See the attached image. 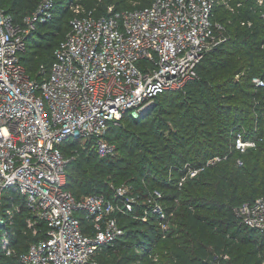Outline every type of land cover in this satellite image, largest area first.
<instances>
[{"label": "built area", "instance_id": "built-area-1", "mask_svg": "<svg viewBox=\"0 0 264 264\" xmlns=\"http://www.w3.org/2000/svg\"><path fill=\"white\" fill-rule=\"evenodd\" d=\"M217 3L234 12L242 0H154L144 8L117 12L111 7L108 16L99 17L71 4L75 17L70 30L55 50L50 70L42 67L37 77L22 59L29 35L51 18L52 0H44L23 23L0 11V227L5 255L15 254L20 264H101L97 253L116 248L126 236L119 216L144 222L152 218L167 239L176 208L166 206L162 190L149 192L140 213L128 185L115 188L111 197L76 198L66 188L74 156H66L62 146L94 140L101 158L114 156L116 146L106 139L110 124H118L129 110L150 108L161 93L183 89L199 77L197 67L205 55L227 41L225 26L215 20ZM257 3L264 20V0ZM241 24L252 26L249 20ZM253 82L264 89V80L254 77ZM256 146L243 129L236 133L233 149L240 154ZM226 158L213 156L202 167L187 163L179 188ZM237 165L244 166V160L238 158ZM5 195L11 201L6 209ZM23 206L30 213L26 231L36 240L16 253L5 227ZM235 215L241 226L264 233V197L239 205ZM142 249L131 264H148ZM154 251L147 249L158 264ZM228 258L214 252L208 262L222 264Z\"/></svg>", "mask_w": 264, "mask_h": 264}, {"label": "trees", "instance_id": "trees-1", "mask_svg": "<svg viewBox=\"0 0 264 264\" xmlns=\"http://www.w3.org/2000/svg\"><path fill=\"white\" fill-rule=\"evenodd\" d=\"M43 1L0 0V11L15 23H23L38 12ZM153 1L52 0V16L39 22L29 35L22 63L33 77L40 70L36 68L39 61L45 72L50 70L55 50L75 17L71 4L78 3L85 13L99 17L108 16L111 7L119 12L144 8ZM259 11L257 0H242L234 12L217 3L215 20L225 26L227 41L205 55L197 67L199 77L183 89L161 93L153 106L137 110V116L134 109L129 110L118 124H110L106 139L116 146L114 156L101 158L94 140H71L62 146L66 156L78 151L67 167L66 186L76 198L90 194L111 197L119 185L106 182L108 174L123 179L121 184L134 186L138 196L132 194L139 202L136 213L155 188L163 191L169 209L176 208L178 229L172 228L167 239L161 238L152 218L144 222L119 216L126 236L116 248L106 247L97 253L95 258L101 264H107L105 259L110 264H131L141 248L146 251L145 261L155 264L147 252L153 247L158 264H210L214 252L229 254L233 264H264V233L241 226L235 215L239 205L264 197V89L253 82L254 77L264 80V20ZM247 20L251 27L241 24ZM242 129L246 139L257 141L245 154L233 149L236 133ZM216 155L227 158L206 167L179 188L187 163L202 167ZM238 158L244 160V166H237ZM10 202L5 195L4 209ZM180 205L182 214L177 211ZM21 211L12 225L5 227L16 253L36 240L26 231L29 211L24 206ZM3 230L0 227V264H20L15 254H4Z\"/></svg>", "mask_w": 264, "mask_h": 264}, {"label": "rangeland", "instance_id": "rangeland-1", "mask_svg": "<svg viewBox=\"0 0 264 264\" xmlns=\"http://www.w3.org/2000/svg\"><path fill=\"white\" fill-rule=\"evenodd\" d=\"M43 67V64H42V61H39V63H38V66L36 67V68H38V69H41ZM138 111H135L134 113H133V115L134 116H137L138 115V113H137ZM77 152L78 151H72V153L70 152V154L68 155V157H71V156H74V159L73 160H75L77 157H78V155H76L77 154ZM82 153H84L85 154V152L84 151H82ZM72 160V161H73ZM93 163V162H92ZM91 163V164H92ZM238 166V165H237ZM105 180H106V182H111L110 184H112L113 185V183H114V186H115V184H117V185H119L118 187H121V186H124L125 184H121V183H124V181H123V179H118V178H115L114 176H111V175H105ZM118 180V181H117ZM130 188H131V190H132V192L134 193V194H136L135 192H134V186H132V185H128ZM140 191H138V193H139ZM142 193V192H141ZM133 194V195H134ZM136 196H138L137 194H136ZM83 197H85V196H83ZM180 203V202H179ZM11 210L13 211V209L11 208ZM177 211H179V212H181V214H182V212H184V208H183V206L182 205H180L179 206V208L177 207ZM181 214H180V217H181ZM181 219H182V217L180 218V221H181ZM175 221V222H174ZM173 223H174V225L172 226V228H176V229H178V216L176 217V213H175V215H174V218H173V221H172ZM177 223V224H176ZM104 261H106L107 262V264H110V263H108V261L105 259ZM222 264H233L232 263V257L229 255V258L228 259H224V261H223V263Z\"/></svg>", "mask_w": 264, "mask_h": 264}]
</instances>
